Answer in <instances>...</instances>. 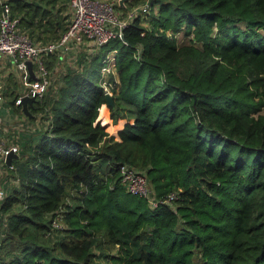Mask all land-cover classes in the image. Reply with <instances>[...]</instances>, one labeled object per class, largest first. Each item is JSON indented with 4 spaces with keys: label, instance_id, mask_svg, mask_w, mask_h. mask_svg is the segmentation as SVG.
<instances>
[{
    "label": "trees",
    "instance_id": "1",
    "mask_svg": "<svg viewBox=\"0 0 264 264\" xmlns=\"http://www.w3.org/2000/svg\"><path fill=\"white\" fill-rule=\"evenodd\" d=\"M148 2L34 102L51 130L11 133L0 264H264V0L116 7ZM4 4L36 43L71 23V0H0V19ZM6 94L20 111L15 85ZM123 164L146 172L158 205L129 190Z\"/></svg>",
    "mask_w": 264,
    "mask_h": 264
},
{
    "label": "built area",
    "instance_id": "2",
    "mask_svg": "<svg viewBox=\"0 0 264 264\" xmlns=\"http://www.w3.org/2000/svg\"><path fill=\"white\" fill-rule=\"evenodd\" d=\"M148 7L149 2L131 9L123 16L116 7V0H71L73 15L68 30L56 41L43 44L34 42L20 28L19 19L13 17L10 6L4 4L0 19V200L7 195L3 182L8 164L7 156L10 152L20 150L16 135L10 138V134L35 132L43 128L51 130L53 127L52 113H49L46 121L43 120L42 113H34V102L42 99L50 88H57L62 83L61 75L69 68L78 67L82 53L88 55L94 52L95 47L107 43L113 37H123L124 28L141 9ZM52 55L57 59L50 65L48 60ZM30 61L33 63V73L29 66ZM105 61L109 62L107 58ZM114 66L117 67V63L114 62ZM115 67L111 69L105 64L102 70L105 68L114 73ZM116 81L114 85L112 80L104 84L106 92L114 95ZM10 84L16 87L15 103L20 107L17 112L8 105L6 92ZM26 96L36 98L34 102L28 103L31 116L23 108L22 101ZM2 132L10 134L4 138ZM121 176L131 192L149 196L153 206L159 204L161 200L154 194L145 171L123 164ZM176 195L170 194L163 201H172Z\"/></svg>",
    "mask_w": 264,
    "mask_h": 264
},
{
    "label": "rangeland",
    "instance_id": "3",
    "mask_svg": "<svg viewBox=\"0 0 264 264\" xmlns=\"http://www.w3.org/2000/svg\"><path fill=\"white\" fill-rule=\"evenodd\" d=\"M69 13H70V19H72V15H73V11H72V8H71V6H70V8H69ZM177 36H178V38L180 39V40H182V39H184V36H183V34H182V32H180V33H178L177 34ZM110 56H108L107 57V60H109V62H106L105 61V64H106V67H111V69L112 68H114L115 66H114V62L116 63V52L115 51H113V52H111L110 54H109ZM69 62H71L70 60H68ZM102 76H101V81H102V83L103 84H105L106 82H110V80H112L113 81V85H114V83H115V81L117 80V81H119V71H118V69H117V67H115V70H114V73L113 72H111L110 73V71L108 70V69H105V68H103V70H102ZM112 75H114V79H112ZM123 121V120H122ZM121 121V122H122ZM120 122V123H121ZM8 126V125H7ZM12 130V129H11ZM11 130H9L8 132H11ZM7 134H10V133H7V132H2V135L4 136V138H6L8 135ZM10 138H11V134H10ZM7 174V173H6ZM7 178V177H6ZM8 179V184L11 186L12 184H14V182H15V180L13 179V178H10V177H8L7 178ZM71 200V198H69V201ZM56 225L57 226H61L60 225V222H59V220L57 219V223H56ZM113 252H116V248L115 249H113ZM105 262H107V261H105ZM104 262V264H112V262L110 261L109 263H105Z\"/></svg>",
    "mask_w": 264,
    "mask_h": 264
},
{
    "label": "water",
    "instance_id": "4",
    "mask_svg": "<svg viewBox=\"0 0 264 264\" xmlns=\"http://www.w3.org/2000/svg\"><path fill=\"white\" fill-rule=\"evenodd\" d=\"M127 0H119V3L121 5H124L126 3ZM29 66L31 68V72L33 73V69H32V66H33V63L30 61L29 62ZM106 97H107V101L110 105H114L115 104V98H114V95L111 94L110 92H106ZM35 97H31V96H26L23 98V101H22V104H23V108L24 110L26 111L27 114L31 115V112L28 108V103H32L35 101ZM20 154L19 152H10L7 156V163L8 164H12L13 162V159L16 158V157H19Z\"/></svg>",
    "mask_w": 264,
    "mask_h": 264
},
{
    "label": "crops",
    "instance_id": "5",
    "mask_svg": "<svg viewBox=\"0 0 264 264\" xmlns=\"http://www.w3.org/2000/svg\"><path fill=\"white\" fill-rule=\"evenodd\" d=\"M31 116V115H30Z\"/></svg>",
    "mask_w": 264,
    "mask_h": 264
}]
</instances>
